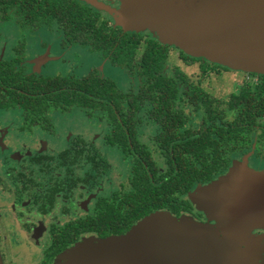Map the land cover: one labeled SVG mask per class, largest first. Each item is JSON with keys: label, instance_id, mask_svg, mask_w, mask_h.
Instances as JSON below:
<instances>
[{"label": "flooded vegetation", "instance_id": "af4514ba", "mask_svg": "<svg viewBox=\"0 0 264 264\" xmlns=\"http://www.w3.org/2000/svg\"><path fill=\"white\" fill-rule=\"evenodd\" d=\"M75 1L90 10L87 19L96 27L108 28L93 44L78 42V33L74 41L66 40L57 19L40 22L36 27L31 8L27 15L18 14L15 6L4 14L0 6V254L3 264H56L62 254L78 247L86 238L125 234L142 219L130 224L131 205L127 197L133 187L135 163L145 164L149 154L150 165H145L146 170L151 180L158 183L173 158L158 145L159 125L150 118V106L137 112L78 105L65 110L50 103L55 98L50 90L45 95L35 94L36 84L42 82L48 89L59 84H51L57 78L78 80L95 73L116 82L123 92L137 93L139 86L125 90L120 86L114 69L119 75H131L125 68L115 66L110 56L127 52L129 46L121 47L120 42L127 44L131 36H138L141 51L149 41L168 49L165 74L175 77L179 69L185 74L186 80L178 84L181 94L185 95L189 87H200L221 102L223 121L233 122L237 112L229 110L225 101L245 85L254 88L259 76L264 75L238 74L241 78L237 89L227 96H214L205 83L210 76L216 78L229 70L228 67L192 57L175 45L162 43L149 30L125 29L112 11L127 0ZM115 34L119 41L113 45L109 42ZM183 54L197 61L190 65L182 59ZM78 56L88 63L82 66L77 63L71 68L60 65ZM181 105L187 121L180 133L185 134L189 128L200 130L208 118L205 108L197 110L184 102ZM231 112L236 113L233 119L228 118ZM79 114L87 119L99 118L96 128L78 127L85 123L79 121L86 119ZM197 118L201 119L200 123L196 122ZM254 128L250 148L233 154L227 169L208 180L202 173L203 167L197 164L199 176L189 181L193 185L182 197L187 207L180 204L178 214L168 209L154 212L168 211L177 217L187 215L203 223L216 224L197 209L189 195L199 186L224 176L236 159L248 156L249 167L264 172L263 131L258 123ZM253 233L264 235V226L257 227ZM257 264H264V256Z\"/></svg>", "mask_w": 264, "mask_h": 264}, {"label": "water", "instance_id": "95a60500", "mask_svg": "<svg viewBox=\"0 0 264 264\" xmlns=\"http://www.w3.org/2000/svg\"><path fill=\"white\" fill-rule=\"evenodd\" d=\"M113 10L127 30H149L188 55L264 74V0H127ZM189 198L216 221L156 211L121 236L86 238L56 264H257L264 256V172L248 157ZM0 264H3L0 254Z\"/></svg>", "mask_w": 264, "mask_h": 264}, {"label": "trees", "instance_id": "16d2710c", "mask_svg": "<svg viewBox=\"0 0 264 264\" xmlns=\"http://www.w3.org/2000/svg\"><path fill=\"white\" fill-rule=\"evenodd\" d=\"M0 6L4 14L15 6L18 14L27 15L28 8H31L36 27L40 22L57 19L66 40L74 41L78 33V42L83 45L93 44L95 38L108 31V28L96 27L92 20H88L90 10L75 0H0ZM118 41L115 34L109 43L114 45ZM139 45L140 38L131 36L127 44L122 41L119 44L121 47L129 46L127 52L110 56L115 66L125 68L132 78L140 80L137 93L123 92L116 82L95 73L78 80L57 78V82L52 81L51 84H59L48 89L41 82L35 85L34 90L39 95L50 90L55 97L50 103L65 110L78 105L90 109L103 107L110 111L137 112L150 106V118L159 125L158 145L168 157L173 158L158 183L151 180L146 170L145 165H150L149 154L144 159L145 164L135 163V175L131 180L133 187L127 197L131 205V225L159 209L178 214L182 208L180 204L184 205L182 197L193 185L189 181L199 176L197 164L203 167L202 173L208 180L227 169L233 154L250 148L256 123L261 126L264 140V75L259 76V83L254 88L245 85L225 101L228 109L236 111L237 116L233 122H224L220 101L198 86L189 87L185 95L181 94L178 84L186 80V76L180 69L176 70L175 77L165 74L169 58L166 47L149 41L141 51ZM182 59L190 65L197 61L184 54ZM23 89L26 93V86ZM182 102L197 110L204 107L207 111L208 118L200 130L189 128L185 134L180 133L187 121Z\"/></svg>", "mask_w": 264, "mask_h": 264}, {"label": "rangeland", "instance_id": "374dc122", "mask_svg": "<svg viewBox=\"0 0 264 264\" xmlns=\"http://www.w3.org/2000/svg\"><path fill=\"white\" fill-rule=\"evenodd\" d=\"M125 4H126L125 2L123 4H120L119 5L120 7H117L118 8L117 10L118 11L125 10V7H126ZM107 9H109V8H107ZM70 62H72L73 64L71 63V65H69ZM70 62L68 61V64H67V60H65L60 65L64 66L65 68L66 67H70L71 68L72 65L77 64V63H78V66H82V64L88 63L87 60L84 61L83 57H80V56H78V58L74 57L72 59V61H70ZM54 66L56 67V65H54ZM247 73H253V72H248V71H243V70H234V69L229 68V70H224L220 74H218V76H216L217 79L214 78L215 75L210 76V79L206 81L205 85L213 93L214 96H218V97L227 96L235 88L236 89L238 88L237 86L239 84V79L241 78V77H237L238 74L241 75V74H247ZM113 74L118 79V82H119L120 86L124 90L125 89H134V88H137L139 86V82L140 81L138 79H136V78H132L131 76H129L126 73H123V74L120 73V75H119V73L117 71H115V69H114ZM192 77H194V76H192ZM195 77H197V76H195ZM186 110L188 111V110H191V109L186 108ZM235 115H236L235 112H231V113H229L228 118L229 119H233ZM78 116H82V118H86V116L84 114H79ZM98 119L99 118H96V119H87L86 118L85 121L84 120L83 121H79V123H83V122H85V123L81 124L78 127H85V128L87 127V128H91V129L93 128L94 129V128H96L95 125L96 126L98 125L97 124ZM196 122L200 123L201 119L197 118ZM71 125L73 127L76 126V125L74 126V124H71ZM89 131H92V130H89ZM244 158L243 159H236L235 162L244 163L245 162ZM248 165H249V162H248ZM229 172L230 171H228L224 176H226ZM224 176H222V177H224ZM115 183L117 184V181H115Z\"/></svg>", "mask_w": 264, "mask_h": 264}]
</instances>
